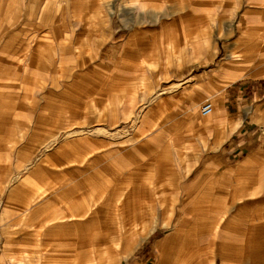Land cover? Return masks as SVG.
Segmentation results:
<instances>
[{"label":"rangeland","instance_id":"obj_1","mask_svg":"<svg viewBox=\"0 0 264 264\" xmlns=\"http://www.w3.org/2000/svg\"><path fill=\"white\" fill-rule=\"evenodd\" d=\"M251 34L264 0H0V264H264Z\"/></svg>","mask_w":264,"mask_h":264},{"label":"crops","instance_id":"obj_2","mask_svg":"<svg viewBox=\"0 0 264 264\" xmlns=\"http://www.w3.org/2000/svg\"><path fill=\"white\" fill-rule=\"evenodd\" d=\"M250 37L251 39L248 41L250 42V44L248 46H245L246 55L240 56L239 54L236 55V53H234L233 51H229L230 54H235L237 56L236 58H237V61H239L238 62L239 64H241L242 66L244 65L246 67L251 66V65L257 66V64L260 61L261 62L264 61V37H260L261 39H258L256 38L257 37L256 34H251ZM185 113L189 116V118L196 119L195 112H194V115L192 116V114L188 112V110L186 109ZM251 129L252 128H250V131L248 132V136L246 135V139L244 141H241L240 143L235 145L233 148H230V153H232L234 157H239L241 156L242 153H245L246 151L247 153L254 152L255 150H257L255 147L257 145H261L260 143L262 142V139H261L260 134H256V133L251 134ZM252 136H256V138L253 139ZM247 137H248V140H247ZM214 148H215V145H214ZM224 149L225 151H227V148H224ZM263 163H264V158H262L261 162H259V165L262 166L264 165ZM253 166H254L253 160L238 159L228 168H229V171L234 172L236 174L235 176H233L234 177L233 181L249 183L251 180L249 179L248 176ZM19 242L20 240L18 239L16 240L9 239V241H7V245L16 244Z\"/></svg>","mask_w":264,"mask_h":264},{"label":"built area","instance_id":"obj_3","mask_svg":"<svg viewBox=\"0 0 264 264\" xmlns=\"http://www.w3.org/2000/svg\"><path fill=\"white\" fill-rule=\"evenodd\" d=\"M214 111V106L212 103H205L201 106V115L203 117L210 116Z\"/></svg>","mask_w":264,"mask_h":264}]
</instances>
